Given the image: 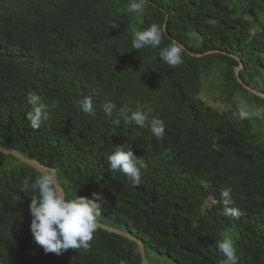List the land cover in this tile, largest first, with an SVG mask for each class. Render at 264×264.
Listing matches in <instances>:
<instances>
[{
  "label": "trees",
  "instance_id": "obj_1",
  "mask_svg": "<svg viewBox=\"0 0 264 264\" xmlns=\"http://www.w3.org/2000/svg\"><path fill=\"white\" fill-rule=\"evenodd\" d=\"M130 2L0 0V146L55 168L69 198L101 193L99 222L140 239L150 264L151 253L221 264L225 235L238 264H264V98L234 73L241 61L240 78L264 93V0H147L139 13ZM153 23L160 47L132 49L133 33ZM173 41L185 46L177 67L159 58ZM205 88L261 116L214 108L200 97ZM30 93L46 106L38 129L27 119ZM84 96L95 116L78 109ZM107 101L117 106L111 116ZM138 107L164 121L163 139L120 115ZM121 143L147 164L138 185L108 166ZM40 174L0 153V264H142L135 242L99 226L88 250L45 254L30 231L38 192L23 191Z\"/></svg>",
  "mask_w": 264,
  "mask_h": 264
},
{
  "label": "clouds",
  "instance_id": "obj_2",
  "mask_svg": "<svg viewBox=\"0 0 264 264\" xmlns=\"http://www.w3.org/2000/svg\"><path fill=\"white\" fill-rule=\"evenodd\" d=\"M147 0H131L128 11L133 13L142 12ZM118 25L113 23L112 28ZM163 29L153 23L144 30L133 33L131 48L140 51L146 47L159 48L162 41ZM183 46L173 41L169 46L162 48L159 58L171 67H177L183 63ZM28 103L32 105V111L27 114V119L33 129H38L41 123L48 118L46 106L40 102V97L35 93L28 95ZM78 109L88 115L95 116L96 109L91 96H84L76 101ZM102 110L106 116H111L117 107L112 101L102 104ZM120 115L131 120L136 126L143 128L149 123L152 135L161 140L165 136L164 121L153 118L149 122L148 114L141 108L131 112L122 111ZM260 111H239V118L252 119L260 117ZM108 166L112 171H119L128 177L133 184L138 185L141 181L142 171L147 170V164L141 156L134 153L133 148L124 143L115 145L114 151L108 155ZM23 191H37L38 195L31 196L28 205L31 215L30 231L34 242L43 248L45 254L55 253L60 255L68 249L90 248V242L97 230L99 218L102 215V194L93 192L91 196L77 195L72 198L61 190L59 175L51 169L41 172L39 177L29 183V179L23 182ZM228 197V191L223 193ZM238 213L226 208L224 216H235ZM218 250L223 254L221 264H238L239 256L235 240L230 235H225L217 241Z\"/></svg>",
  "mask_w": 264,
  "mask_h": 264
},
{
  "label": "water",
  "instance_id": "obj_3",
  "mask_svg": "<svg viewBox=\"0 0 264 264\" xmlns=\"http://www.w3.org/2000/svg\"><path fill=\"white\" fill-rule=\"evenodd\" d=\"M164 31L167 32L166 28H164ZM183 46V45H182ZM183 48H185V46H183ZM189 52V51H188ZM213 52H217V51H214V50H211V51H208L207 53H213ZM193 55H196V56H202L203 54H195V53H192ZM243 67V64L242 62L240 61V64L239 66L235 67L234 68V73H235V76L238 80V82L240 84H242L246 89L252 91L253 93H255L256 95L264 98V93L260 92V91H257L253 88H251L250 86L246 85L244 83V81L240 78L239 76V71L240 69ZM0 153L4 154V155H11V156H14L16 157L17 159H19L21 162L31 166L33 169H35L36 171L38 172H42L44 170H47V169H51L53 170L54 172H56V169L55 168H52L50 166H47L35 159H30V158H27L26 156H24L23 154H21L20 152L16 151V150H13V149H7V148H4L2 146H0ZM61 190L63 192L64 189L63 187L61 186ZM98 226L109 231V232H113V233H116L118 235H121L133 242H135L138 246V250H139V253H140V256H141V262L142 264H150V262L148 261L147 259V255H146V251H145V246H144V243L138 239L137 237H135L134 235L130 234V233H127L125 231H122V230H119L117 228H113V227H110L106 224H103L101 222L98 223Z\"/></svg>",
  "mask_w": 264,
  "mask_h": 264
},
{
  "label": "rangeland",
  "instance_id": "obj_4",
  "mask_svg": "<svg viewBox=\"0 0 264 264\" xmlns=\"http://www.w3.org/2000/svg\"><path fill=\"white\" fill-rule=\"evenodd\" d=\"M200 97L205 102H207L209 105H211L214 108H219V109H223V110L224 109L232 110L234 108L233 106H226L223 103H221L220 101L215 100L213 94L210 93V90H208V88H205L201 92ZM240 110L249 111V109L247 107H245L243 104H239L235 109H233L234 115H239ZM150 259H151L152 264H173V262L170 261L168 258L162 257V256H157L154 253L150 254Z\"/></svg>",
  "mask_w": 264,
  "mask_h": 264
}]
</instances>
